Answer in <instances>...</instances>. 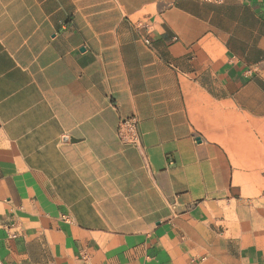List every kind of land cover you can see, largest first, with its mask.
I'll return each instance as SVG.
<instances>
[{"label":"crops","instance_id":"crops-1","mask_svg":"<svg viewBox=\"0 0 264 264\" xmlns=\"http://www.w3.org/2000/svg\"><path fill=\"white\" fill-rule=\"evenodd\" d=\"M263 192L264 0H0V264H264Z\"/></svg>","mask_w":264,"mask_h":264},{"label":"built area","instance_id":"built-area-1","mask_svg":"<svg viewBox=\"0 0 264 264\" xmlns=\"http://www.w3.org/2000/svg\"><path fill=\"white\" fill-rule=\"evenodd\" d=\"M203 3L208 4H217L220 5L223 3V0H201ZM118 137L119 140L133 147H140L141 139L139 134V121L136 117H131L123 119L120 121L118 127ZM264 197V192H263Z\"/></svg>","mask_w":264,"mask_h":264}]
</instances>
